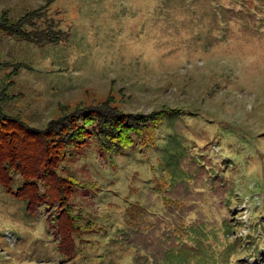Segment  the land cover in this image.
Masks as SVG:
<instances>
[{
  "label": "rangeland",
  "instance_id": "rangeland-1",
  "mask_svg": "<svg viewBox=\"0 0 264 264\" xmlns=\"http://www.w3.org/2000/svg\"><path fill=\"white\" fill-rule=\"evenodd\" d=\"M41 7L56 42L0 32L5 114L162 115L122 152H64L33 205L0 182V264H264V0H0Z\"/></svg>",
  "mask_w": 264,
  "mask_h": 264
},
{
  "label": "trees",
  "instance_id": "trees-1",
  "mask_svg": "<svg viewBox=\"0 0 264 264\" xmlns=\"http://www.w3.org/2000/svg\"><path fill=\"white\" fill-rule=\"evenodd\" d=\"M42 10L43 7L28 11L16 19H10L6 12H2L0 32L37 44L56 42L60 39L59 32L35 26L34 20L42 15ZM1 102L0 96V182L13 192L12 188L9 189V174L13 171L20 173L23 181L13 194L26 199L28 206L44 197L40 193V184L47 189L51 183L57 185L56 158L64 152L84 144L90 135H94L102 149L122 152L132 145L133 135L142 134L148 129L149 122L156 124L162 115V111L124 112L106 101L80 105L72 110L60 106L63 114L36 128L18 117L5 114Z\"/></svg>",
  "mask_w": 264,
  "mask_h": 264
}]
</instances>
